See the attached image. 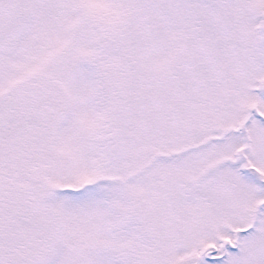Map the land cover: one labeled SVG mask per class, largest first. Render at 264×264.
I'll list each match as a JSON object with an SVG mask.
<instances>
[{
	"label": "snow or ice",
	"instance_id": "1",
	"mask_svg": "<svg viewBox=\"0 0 264 264\" xmlns=\"http://www.w3.org/2000/svg\"><path fill=\"white\" fill-rule=\"evenodd\" d=\"M0 264H264V0H0Z\"/></svg>",
	"mask_w": 264,
	"mask_h": 264
}]
</instances>
